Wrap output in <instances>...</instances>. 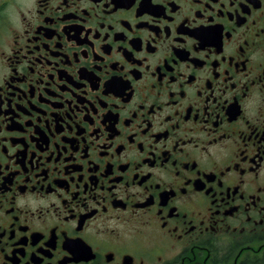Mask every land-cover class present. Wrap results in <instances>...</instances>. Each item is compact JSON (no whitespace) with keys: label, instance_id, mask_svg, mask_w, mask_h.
<instances>
[{"label":"flooded vegetation","instance_id":"1","mask_svg":"<svg viewBox=\"0 0 264 264\" xmlns=\"http://www.w3.org/2000/svg\"><path fill=\"white\" fill-rule=\"evenodd\" d=\"M0 264H264V0H0Z\"/></svg>","mask_w":264,"mask_h":264}]
</instances>
